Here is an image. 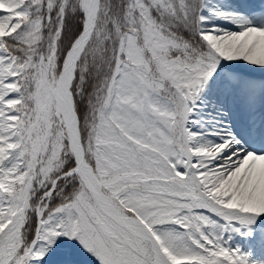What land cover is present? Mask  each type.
Returning a JSON list of instances; mask_svg holds the SVG:
<instances>
[{
	"label": "snow or ice",
	"instance_id": "obj_1",
	"mask_svg": "<svg viewBox=\"0 0 264 264\" xmlns=\"http://www.w3.org/2000/svg\"><path fill=\"white\" fill-rule=\"evenodd\" d=\"M0 264H264V0H0Z\"/></svg>",
	"mask_w": 264,
	"mask_h": 264
}]
</instances>
